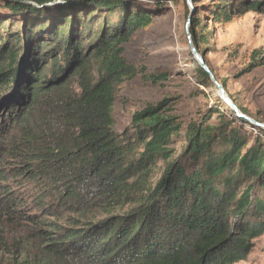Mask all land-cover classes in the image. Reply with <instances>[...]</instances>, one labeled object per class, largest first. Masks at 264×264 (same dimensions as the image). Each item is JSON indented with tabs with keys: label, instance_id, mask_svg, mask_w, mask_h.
I'll return each mask as SVG.
<instances>
[{
	"label": "trees",
	"instance_id": "obj_1",
	"mask_svg": "<svg viewBox=\"0 0 264 264\" xmlns=\"http://www.w3.org/2000/svg\"><path fill=\"white\" fill-rule=\"evenodd\" d=\"M34 1L40 5L0 0L13 14H37L26 26L0 19V224L17 225L11 243L8 232V240L0 238V264L245 259L264 234V140L250 143L235 120L256 126L221 98L184 124L165 98L137 110L118 133V86L139 73L155 84L168 79L125 55V44L154 14L132 0ZM218 1L211 14L222 24L264 9V0H239L232 9L230 0ZM192 20L200 52L202 20ZM251 59L249 69L263 66L264 52L253 50ZM194 62L201 85L212 86ZM26 185L31 209L12 191Z\"/></svg>",
	"mask_w": 264,
	"mask_h": 264
},
{
	"label": "rangeland",
	"instance_id": "obj_2",
	"mask_svg": "<svg viewBox=\"0 0 264 264\" xmlns=\"http://www.w3.org/2000/svg\"><path fill=\"white\" fill-rule=\"evenodd\" d=\"M132 1L134 8L154 14V20L149 26L133 34L131 40L125 44V55L138 68H146V73L166 71L168 79L155 84L139 73L118 86L114 106L115 129L118 133H122L131 124L132 116L137 110L148 104H156L165 98H171V107L184 124L197 119L202 112L221 98L214 83L212 86H203L199 82L200 76L187 33L189 15H192V18L199 15L202 20V25L197 31L202 33L201 38H206V41H200V53L208 60L218 81L225 84L224 87L231 100L244 108L246 114L264 123V65L249 69L253 50L261 49L264 52V9L234 15L230 22L222 24L216 22L211 14L212 10H217L221 5L218 0H198L196 7L193 2V9L186 0ZM238 2L239 0H230L229 9L237 6ZM43 10L48 14L56 11V9ZM62 10L65 11L67 8ZM13 13L10 7L0 5V19L12 18L18 26L22 19L23 26H26L27 22L37 15L28 11ZM17 23H13L12 27ZM15 121L11 119L8 124L11 125L12 122L13 125ZM214 122H218L217 116ZM235 123L243 127L250 138V143L254 142L258 135L264 140L262 128L261 131L258 127H252L238 120H235ZM1 124L2 120H0L2 136L4 134L1 131ZM180 146L181 143H178V149ZM2 147L3 142L0 138V153ZM156 173L159 177V170H156ZM12 191L19 197L25 198L27 205L31 203L30 196L33 191L29 186H20ZM28 206L32 208L31 205ZM6 221L0 224V238L7 239L8 234L5 235L4 232H8L11 243L13 241L11 234L16 232L17 225ZM252 242L254 245L247 257L235 264H264V234L253 239ZM4 258L8 260L12 257L4 256Z\"/></svg>",
	"mask_w": 264,
	"mask_h": 264
},
{
	"label": "water",
	"instance_id": "obj_3",
	"mask_svg": "<svg viewBox=\"0 0 264 264\" xmlns=\"http://www.w3.org/2000/svg\"><path fill=\"white\" fill-rule=\"evenodd\" d=\"M23 2H26L27 4L33 5V6H39L40 5L39 3H37L34 0H23ZM186 2L190 8H192V9L194 8V6H193L194 0H186ZM62 3H63L62 0H53L51 2L44 3L43 5L44 6H46V5H58V4H62ZM192 23H193L192 22V15H189L187 33H188V39L190 42L191 52L193 54L194 59L197 61V63L201 67H203L209 73L214 85L219 90L221 99L229 106V108L236 114V116L239 118H242V119L248 121L250 124H252L258 128H262L264 130V123L254 119L251 116H249L248 114H246L244 111L241 110V108L233 100H231V98L229 97L224 85L218 81V79L216 78V76L213 73V71L211 70V68L207 65L204 56L199 52V50L195 46V43L193 42L192 35H191Z\"/></svg>",
	"mask_w": 264,
	"mask_h": 264
}]
</instances>
